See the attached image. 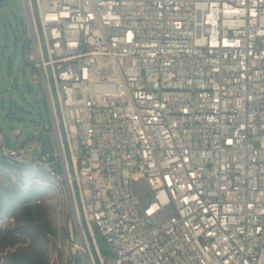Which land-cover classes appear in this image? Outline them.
<instances>
[{
  "label": "built area",
  "instance_id": "obj_1",
  "mask_svg": "<svg viewBox=\"0 0 264 264\" xmlns=\"http://www.w3.org/2000/svg\"><path fill=\"white\" fill-rule=\"evenodd\" d=\"M21 1L64 264H264V0Z\"/></svg>",
  "mask_w": 264,
  "mask_h": 264
},
{
  "label": "rangeland",
  "instance_id": "obj_2",
  "mask_svg": "<svg viewBox=\"0 0 264 264\" xmlns=\"http://www.w3.org/2000/svg\"><path fill=\"white\" fill-rule=\"evenodd\" d=\"M27 39L28 21L22 1L5 0L0 10V132L10 148H15L17 143L31 145L30 138L44 132V124L52 125L43 85L24 58ZM26 156L35 159L38 151L30 147ZM4 172L7 174L4 186L9 190L27 191L26 201L31 206L38 204L42 216L31 226L25 222L24 208L13 218L0 217V264L19 261L39 264L37 260L42 258H47L49 264H64L71 221L68 201L39 173ZM33 189L34 195L30 191ZM39 227L49 232L47 236L38 233ZM24 228L32 229L28 233L22 231ZM98 241L101 251L108 256V245L100 238Z\"/></svg>",
  "mask_w": 264,
  "mask_h": 264
},
{
  "label": "trees",
  "instance_id": "obj_3",
  "mask_svg": "<svg viewBox=\"0 0 264 264\" xmlns=\"http://www.w3.org/2000/svg\"><path fill=\"white\" fill-rule=\"evenodd\" d=\"M27 41L24 45V50L26 49ZM4 171H12L15 174H24L33 172L28 166L26 165H12L9 164L6 161L0 162V217L3 218L4 215H10L12 218L14 217L15 213L19 209H23L25 211V222L28 223V225H32L36 223V219L40 216H42V212L40 210V206L38 204L30 205V201H26V194L27 191H20V190H9L4 186V181H6L7 174ZM31 193L34 195V189L30 190ZM38 224V223H37ZM32 228H24V232H31ZM37 229V228H35ZM38 233H45V236L49 232L43 230V228H38ZM37 237V236H36ZM39 264H49V260L47 258L45 259H39L37 260ZM14 264H27V262L19 261L15 262Z\"/></svg>",
  "mask_w": 264,
  "mask_h": 264
}]
</instances>
